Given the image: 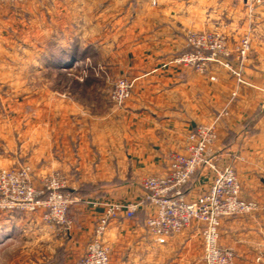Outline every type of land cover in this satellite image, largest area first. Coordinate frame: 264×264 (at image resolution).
Here are the masks:
<instances>
[{
	"label": "crops",
	"instance_id": "0c3cea01",
	"mask_svg": "<svg viewBox=\"0 0 264 264\" xmlns=\"http://www.w3.org/2000/svg\"><path fill=\"white\" fill-rule=\"evenodd\" d=\"M27 1V7L35 9L41 5V0ZM216 1L101 0L104 12L112 5L128 6V28L117 27L122 18L114 15L112 25L90 32L96 42L85 45L82 51L91 58L112 60L116 75L134 80L129 100L122 108H116L109 98L105 99L103 88L97 86L92 103L79 102L78 94L73 92L63 94L52 90V147L29 149L23 144L9 155V142H5L8 138L3 140L0 168L27 162L35 186H40L39 181L45 175L59 172L67 181L68 192L82 198L83 202L69 210L74 229L66 245L85 248L97 220L103 215V208L93 209L85 204L86 200L94 199L92 196L106 202L137 200L143 194L144 179L165 174L170 157L185 154L187 134L199 124L213 121H216L217 137L208 155L216 156L220 164L231 165L240 183L242 198L255 200L264 208V28L256 31L257 40L243 62L244 85H237L235 78L218 66H210L201 74L171 63L186 51L184 30L180 27L191 22L194 28H199L204 21L202 5L230 4L229 15H233V11L246 14L245 0ZM69 2L52 0V37L56 38H53L56 45L64 44L56 48L52 56V68L56 70L69 68L73 46L70 37L78 31L70 24L74 16L66 12ZM141 5L146 10L151 7L144 21L139 15ZM29 11L26 10L27 18L22 20L34 19L28 18ZM7 15L3 17L7 19ZM208 17L209 21L213 19L211 14ZM139 21L144 22L145 27ZM159 21L164 23L162 27H157ZM219 31L233 52L241 30ZM86 33V26L81 27L79 35L84 37ZM90 80L99 84L94 77ZM85 81L81 79V87L87 89ZM26 155L28 158L22 160ZM211 180L209 171H199L189 184L188 197L205 192ZM145 218L146 212L142 210L133 220L123 217L110 220L105 241L113 254L122 253L127 240L126 248L133 252L144 246L151 257L158 249L162 253L174 247L181 249L184 255H195V245L200 238L195 225L160 246L146 231ZM39 220L36 227L40 225ZM239 221H222L221 240L235 239L233 230L239 225L244 231L241 239L235 240L242 249L240 255L246 259L247 250L256 241L261 248L256 261L264 264V212ZM250 229L259 230L255 239L246 233Z\"/></svg>",
	"mask_w": 264,
	"mask_h": 264
},
{
	"label": "rangeland",
	"instance_id": "374dc122",
	"mask_svg": "<svg viewBox=\"0 0 264 264\" xmlns=\"http://www.w3.org/2000/svg\"><path fill=\"white\" fill-rule=\"evenodd\" d=\"M100 1L70 0L67 3L66 12L70 11L71 15L74 16V20L70 24L74 26V30L78 29V31H74V35L70 37L73 46L72 53L70 52L69 55L74 56L75 59H68L71 63L69 68L60 70L52 68L54 50L63 44L56 45L53 39L55 37H52V11L54 10V8L52 9V0H41V5L35 9L31 6L27 7V0L22 4H0V152L3 140L7 138L8 141L5 142H9V155H12L15 152L14 150L23 146V144H26V148L29 149H49L52 147V90L63 94L73 92L72 94H78L79 102H86L87 100L88 103H92L94 90L97 86L103 88L105 99L109 98L111 101V92L116 80L121 77L128 78L125 75H116L112 60L91 58L89 54L82 51L85 45L91 46L96 42V38L89 35L90 32L95 33L103 25L107 27L112 25L114 15H119L122 18L117 27L128 28V6L112 5L108 6V10L104 12V5H101ZM229 7L231 8L230 4L222 6L210 4L206 7L202 5L201 16L205 19L201 21L200 27L194 28L191 22L185 23L182 28L180 27L184 30L185 42L189 32H218L223 35L219 30L227 28L232 33L239 29L241 34L240 38L238 37L237 46L243 38L248 37L250 53L252 43L257 40L255 37L256 31L264 28V9H260L264 8V5L252 8L247 6L246 14L244 11H239L240 14L233 11V15H229ZM138 8H140V18L144 21L145 13L149 14L151 7L146 10L145 6L141 5ZM27 9L30 10L28 18L36 20H22L27 18ZM3 14H8V18L5 19ZM209 14L213 16L210 21ZM39 15L42 19L40 21L38 19ZM215 16L216 19L214 20ZM242 18L243 20H241ZM139 23L142 27H145L144 22L139 21ZM157 24H159L157 27H162L164 23L159 21ZM84 26H86V34L88 35L81 37L79 35L80 30ZM236 55L233 51L229 58L234 65L239 62ZM242 65L234 67H237L236 70L240 69L241 79L244 81ZM218 67L231 74L224 67ZM232 76L235 78L234 75ZM93 77L99 80V84L96 85L93 80H90ZM82 78H84V81L85 79L89 81V84L86 85L87 89H84L85 86L84 88L81 87ZM235 82L237 85H244V83L239 84L236 78ZM86 91L87 95L85 94ZM27 158L28 155L21 159L25 160ZM17 166L28 167L32 176V170L27 162H18L14 166L2 167L0 170ZM51 173L42 177L39 182L42 183ZM72 196L78 198V196ZM92 197H94L93 200H97L96 196ZM250 201L256 202L259 207L262 206L255 200ZM261 211L264 212V208L260 207L253 214L239 215L227 219H235L236 221L246 219L247 221V218H254ZM37 219L41 221L39 220L40 225L36 227ZM70 220L74 223L71 218ZM239 228V225L234 227L233 232H236V237L235 239L231 237L232 245L230 244L231 238L229 240L222 239V241L221 236H219V246L232 250L234 258L231 264H260L257 263L256 256H258L261 248L256 244V241L247 250L249 254H247L246 259L243 258L244 255H240L242 249L240 244L237 243L238 245H236L237 241L235 240H240L244 231ZM73 229V224L68 232L51 229L42 221L41 216L36 214L18 211L0 213V236L2 235L0 237V264H77L84 254L88 242L93 237V232L85 244V248L81 249L78 245H66L68 235L72 233ZM248 232L252 234L250 235L252 239H255L257 234L260 233L259 230L253 229L246 231V233ZM105 235L103 243L109 250V264H204L201 238L198 239L195 245L196 251H199L200 254L195 251V255H184L181 249L174 247L162 253L158 249L155 255L151 257L146 254L143 245V247L133 252L126 248L127 240H125L126 247H124V251L113 254L105 241ZM199 244L201 245L199 246Z\"/></svg>",
	"mask_w": 264,
	"mask_h": 264
},
{
	"label": "built area",
	"instance_id": "2783aa9c",
	"mask_svg": "<svg viewBox=\"0 0 264 264\" xmlns=\"http://www.w3.org/2000/svg\"><path fill=\"white\" fill-rule=\"evenodd\" d=\"M25 0H0V4H22ZM250 8L264 5V0H245ZM250 50L248 37L241 40L234 52L239 61H230L232 52L225 37L218 32H189L186 51L176 56L171 63L203 74L210 66H222L235 76L239 84L240 69ZM237 66V67H234ZM134 80L121 77L116 80L111 92V102L122 108L130 97ZM216 121L199 124L186 137L185 154L170 157L166 173L143 180V194L133 202H106L86 200L91 208H103L97 220L93 237L77 264H109V250L103 238L110 220L123 217L133 220L142 210L146 212L145 229L160 246L181 235L195 225L203 244L204 264H231L234 253L219 246V230L224 219L253 214L260 207L254 201L241 196V186L234 168L220 164L216 156L208 155L216 141ZM202 170L212 175L208 189L189 198L185 188ZM83 202L67 190V181L59 172L51 173L40 186H35L28 167L17 166L0 170V213L22 212L38 214L49 227L68 232L72 221L68 213L74 204Z\"/></svg>",
	"mask_w": 264,
	"mask_h": 264
},
{
	"label": "trees",
	"instance_id": "16d2710c",
	"mask_svg": "<svg viewBox=\"0 0 264 264\" xmlns=\"http://www.w3.org/2000/svg\"><path fill=\"white\" fill-rule=\"evenodd\" d=\"M73 59H75L74 56L71 57V60H73ZM85 83H86V84H87V83L89 84V81H86ZM188 188H189V185L185 188V192H186V193H187L188 190H189ZM71 195H73V194L71 193Z\"/></svg>",
	"mask_w": 264,
	"mask_h": 264
}]
</instances>
